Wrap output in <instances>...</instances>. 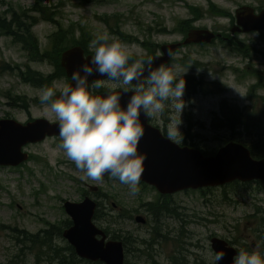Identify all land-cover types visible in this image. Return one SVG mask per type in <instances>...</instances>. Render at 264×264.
Masks as SVG:
<instances>
[{
  "label": "rangeland",
  "instance_id": "1",
  "mask_svg": "<svg viewBox=\"0 0 264 264\" xmlns=\"http://www.w3.org/2000/svg\"><path fill=\"white\" fill-rule=\"evenodd\" d=\"M40 1L42 5L59 12L57 20L66 28L71 25L83 26L95 37L104 32L114 35L113 30L135 37L131 42H124L135 45V54L138 56H143L148 51L142 41L147 40L148 45L154 48V42L164 43L182 38L179 24L190 16L188 4L201 7L203 12L208 5L205 0ZM212 1L218 8L232 12L245 0ZM35 2L36 0H0V14H6L10 8L21 12L31 8ZM105 15L109 16L110 25L99 18ZM117 22L120 27H115ZM198 23L229 32L232 21L228 17L209 12ZM56 29L59 27L55 24L39 20L34 33L44 45L46 40L41 36L53 33ZM114 36L123 41L121 36ZM236 40L252 48L249 50V58L222 47L220 40H216L214 44L182 49L186 59L184 64L177 62L187 72L185 75H194L197 79L204 80V87L208 91H203L201 87L193 91L185 88L186 107L182 113L180 132L183 134L192 121L190 130L197 133L196 145L208 151L222 145L224 135V130H214L213 112L219 111L223 103L245 106L248 103L249 87L258 81V77L262 80L257 93L264 96V32L236 35ZM0 66L14 67L0 70V117L10 113L23 121L26 118L23 108L10 107L7 95L14 96L10 101L13 106V102L20 101L17 95L25 97L23 103L25 101L30 105L32 97L38 92L29 83L20 80L22 69L30 66L47 73L50 68L44 62L29 60L21 45L14 43L1 29ZM234 67L238 69L237 72L233 70ZM209 72L215 78H211ZM240 74H243L242 80ZM63 83L58 81L56 85ZM254 106L262 109L264 100L257 98ZM42 107L37 108L34 105L31 109L33 115H45ZM46 117L57 121L54 117ZM164 118H168L167 111L158 120L162 122ZM248 119L250 124L257 122L256 125L264 127V112L258 120L253 115ZM251 137L252 133H243V139L248 143L251 142ZM60 143V139L51 137L28 146L27 150L34 153L35 158L40 160L38 162L28 160L19 168L0 167V264H60L61 257L59 259L56 255L57 247L65 248L69 245L62 235L53 234L51 244L54 247L48 246L43 249L44 252H40L42 248L39 245L22 241L20 231L37 234L54 225H62L61 222L65 219L70 220L64 210V202H77L84 197L82 189L85 186L76 180L91 185L100 184L102 194L90 189L87 191L89 190L88 194L97 202L102 203L99 210L104 217H94V221L103 229L110 226L111 231L107 238L112 239L114 232L119 237L113 239L123 242V236L135 239L131 250L127 251L125 247V264H216V253L210 245L213 236L230 239L248 252L263 253V238H258L254 232L259 220L256 207L264 209L263 182H241L204 188L205 191L191 189L171 194V205L176 208L173 215L179 219L170 215L162 216L158 225L154 223V217L152 218L145 206V203L158 196L153 188L138 186V191L133 193L119 179L107 178L100 182L82 179L84 173L75 165L74 169L69 167V159L63 149L59 148ZM139 214L147 222L138 223L135 217ZM144 241L153 243L147 248ZM144 250L151 252L154 257H149ZM61 256H65L64 260H67L66 253H61ZM80 264L104 263L90 261Z\"/></svg>",
  "mask_w": 264,
  "mask_h": 264
},
{
  "label": "clouds",
  "instance_id": "2",
  "mask_svg": "<svg viewBox=\"0 0 264 264\" xmlns=\"http://www.w3.org/2000/svg\"><path fill=\"white\" fill-rule=\"evenodd\" d=\"M89 48L94 54L72 73L73 85L41 89L42 111L59 122V148L84 173L82 179L100 182L107 173L135 193L145 160L138 153L145 131L141 112L158 119L167 111L168 138L179 142L187 72L178 64L152 67L151 59L145 62L134 57L135 45L107 32L97 34ZM94 74L105 79L90 81ZM209 76L215 78L210 72ZM117 89L133 93L126 106ZM215 259L222 260L223 253H217ZM234 264H264V255L241 248Z\"/></svg>",
  "mask_w": 264,
  "mask_h": 264
},
{
  "label": "water",
  "instance_id": "3",
  "mask_svg": "<svg viewBox=\"0 0 264 264\" xmlns=\"http://www.w3.org/2000/svg\"><path fill=\"white\" fill-rule=\"evenodd\" d=\"M240 9L237 24L231 30L233 33L264 29V11L250 16L246 8ZM218 35L220 34L209 29H191L183 41L161 45L163 54L150 56L146 62L151 59L152 67L166 65L171 59L170 53H174L180 46L210 43ZM91 57L92 55L85 57L83 48L76 45L62 53L61 65L67 75L72 77V73ZM145 67H148L147 63ZM101 78L104 77L94 74L89 80ZM73 84L71 80L69 85ZM118 92L121 93L122 106H126L133 93ZM140 120L145 130L138 147V153L145 157L140 181L155 186L160 193L172 194L187 189L216 187L234 181L264 182V157H253L249 147L243 143L229 141L214 154H205L196 147L180 145L164 137L159 129L147 123L143 111ZM47 136H59L58 121L52 122L41 117L24 124L16 119H0V166H18L25 162L29 158V152L23 147L28 143L41 142ZM96 208L97 202L90 196L80 202L66 200L64 209L72 224L63 231V237L81 258L101 261L104 264H125L123 241L107 238L106 232L94 221ZM135 220L142 224L146 222V218L140 214ZM210 241L216 254L223 253V259L216 264H234V258L238 254L235 246L229 245L227 240L218 236L212 237Z\"/></svg>",
  "mask_w": 264,
  "mask_h": 264
},
{
  "label": "trees",
  "instance_id": "4",
  "mask_svg": "<svg viewBox=\"0 0 264 264\" xmlns=\"http://www.w3.org/2000/svg\"><path fill=\"white\" fill-rule=\"evenodd\" d=\"M91 0H84V2H89ZM189 8H193V5H190ZM32 12V13H29ZM212 12H215V9H212ZM9 13V15H7ZM6 14L1 15L0 14V29L5 32V34H11L14 35V37L17 40H20V37L23 35L22 31H13L11 30L12 27H19V26H26L30 29V27L37 24L39 20H45L49 21L53 24H55L59 29L52 34L53 41L55 43L54 50L58 53V61L60 60V56L64 50H66L68 47L80 45L82 47L89 46L90 42L95 38L94 35H92L91 31L88 30L86 27L83 26H69L68 28L64 27L63 24L57 20V14L58 11H54L51 8L47 7L46 5H42V1L36 0V2L33 4V6L29 9H24L21 12L16 11L14 8H10L7 11ZM38 14V16L34 15ZM101 21L105 22L107 25H110L108 19L109 16L105 15L104 17H99ZM115 27H120L119 22H117ZM181 32L184 33V35L187 34V29H184L180 27ZM114 35L121 36V38L126 42H131L133 39H136L135 37H132L131 35L124 34L123 32L119 30H113L112 31ZM142 44L149 48V45L147 43V40L142 41ZM30 46L28 44L24 45V49L30 50ZM237 52L240 53H247L248 49H246L243 46L235 48ZM13 69L14 67L11 66H0V70L4 71V69ZM60 68V74H65V69L62 67L61 63H59ZM186 80V88L188 91L196 90L198 87H201L202 90L208 92L206 88L204 87V81H195L191 76H187L185 78ZM255 85L253 86V88ZM237 118L236 121H234L231 109L227 103H223L221 107L219 108V111H216L214 113L213 118V126L214 130L216 131H222L224 130V135L222 138V144L229 142V141H239L244 143L245 145L249 146L251 153L254 157L262 158L264 157V127L257 124V122H254L250 124L248 117H251L250 114H245L243 112H240L236 110ZM244 124L245 127L241 128L240 124ZM192 121H190L189 128L183 133L184 138L182 141L183 145H191V146H197L195 143V137L197 136V133L192 132L190 130ZM243 133H252L251 142L248 143L247 140L243 139ZM205 154H214L217 150V147L212 149V151H208L207 149L200 148ZM234 183H241L240 181H235L226 185H232ZM257 183H261V181H257ZM225 186V185H224ZM211 187H208L210 189ZM204 191V190H202ZM171 199H157L156 202L153 203H145V206H147V210L153 215L154 223L159 225L160 219L162 216H168L173 215L176 211V208L171 205ZM100 203L96 209L95 212V219L97 218H103L104 214L99 210ZM256 213L258 214V227L254 232L257 233L258 238H263L262 243L264 244V209H261V207H256ZM131 217V216H129ZM62 225L60 226H52L50 229H43L39 231L37 234L27 233L20 231L22 234L21 239L22 241H30L33 245H39L42 249L40 252H44V248L46 247H54L51 244L52 236L53 234H59L62 235V232L64 228L68 227L70 224H72V221L69 219H65L62 222ZM157 226H156V232H157ZM106 233L110 234V226H106L105 228ZM16 230V229H15ZM116 233L113 232V238H117ZM124 243L126 250L132 249V244L135 243V239L132 237L123 236ZM155 237L153 238V240ZM153 243V241H144V244L147 248ZM30 248H33L31 246ZM148 250V249H147ZM147 250H144V253H151ZM262 255H264V246L262 245ZM61 253L67 254V260H64L66 257L61 256ZM56 255L60 260V264H80L81 262H90L85 259H81L77 256L75 249L68 245L67 247H57V253ZM149 257L153 258L154 256L151 254H148ZM154 263L156 261L154 260ZM129 264V263H126Z\"/></svg>",
  "mask_w": 264,
  "mask_h": 264
},
{
  "label": "flooded vegetation",
  "instance_id": "5",
  "mask_svg": "<svg viewBox=\"0 0 264 264\" xmlns=\"http://www.w3.org/2000/svg\"><path fill=\"white\" fill-rule=\"evenodd\" d=\"M205 1L208 4L207 10L205 12H203L202 8L199 6H196L193 4H188V12L190 13V16L183 19L180 22L179 26L184 28V29H187V31H188L187 34L190 32L191 29H210L215 33H221V36H217L215 39H213L211 44H214V42L216 40H220V43H221L220 45L224 48H227V49L237 48L240 46H243L248 50L252 49V48H250V46L245 45L244 42L236 40V35L250 34V33H261V32H264V29H262V30H251L248 33H243V32L233 33L231 30L237 24V15H238V12L241 10L240 9L241 7L246 8L247 12L250 14V16H252L253 14H259L261 11H264V0H245L244 2L238 4L232 12L224 11L225 9H221L219 7V10L222 11V13L219 15H221L223 17H228L230 19V21H232L231 26L229 28V32H226L224 30H215L212 28L211 25H204V24L198 23V21L201 18H203L204 14L209 13L212 8L218 9L217 4L215 2H213L212 0H205ZM231 1L234 2V0H231ZM190 5H193V8H189ZM201 12H203V13H201ZM34 28H35V25L30 27V29L26 26L12 27L11 30H13V31H22L23 35L20 37V40H17L14 37V35L8 34L14 43L21 45L22 49L26 52L29 60L44 62L50 68V70L47 73H43V72H40L38 70L32 69L30 66H27L26 69H22V72L19 75L20 80L29 83V85L32 87V89L38 92V94L35 95V97H32L30 105L27 104L25 101L23 103V99L25 97H23L21 95H17L18 98L20 99V101L13 102L15 104L13 106L12 103H10V101H11V98H14V96L7 95V98L9 99V102H7V103L10 107H13V108L17 107L20 109L23 108L24 113L26 114V118L21 122L24 124L27 122L33 121L37 118L46 117L45 115L35 116V115H33L32 111H31V109L34 105H36L37 108H39V106H42L40 103V100H39L41 89H43L45 86H49V87L56 86V83L58 81H62V82H64L63 84H68V85L71 83V77H69L66 74V72L62 76L59 75L60 74L59 63H61V56H60V60L58 61V53L54 50L55 43H54L53 38H52V33H48L46 36L40 35L42 38H44L46 40V43L43 45L40 42V38L34 33ZM187 34L183 35L181 40L186 38ZM25 44H28L31 47L30 50L24 49ZM152 44L154 46L153 52L148 50V51H146V53L143 56H138V55L134 54V57L135 58H142L146 62V58L148 56L153 57V56H157V55H162L163 52L161 51L160 47L163 43H155L154 42ZM209 44L210 43H190V44H187V45H184V46L178 48L172 54L171 60L168 64H166V66L172 65V64H177V62L184 64V60L186 59V55L183 54L182 49L189 47V46H206ZM82 48L84 50V56L94 54V51L91 50L89 48V46L82 47ZM43 50H45V51H43ZM240 55H242L244 58H249V56H250L249 53H241ZM233 70L235 72H237L238 69L236 67H234ZM187 76L188 75H185V77H183V78L185 79ZM193 77H194L193 78L194 80H198V81L202 80V79H197V77L194 75H193ZM239 77H240V80H242L243 74H240ZM102 79H105V78H102ZM261 80H262V78L258 77V81L254 82L250 85L249 96L247 98L248 103L245 106H240L236 103H232V104L228 103V105L231 109V113H232L234 121H236V118H237L236 110L243 112L245 114H250V116L253 115L254 118L257 120L259 119L261 114L264 112V107L262 109H258L256 106H254V104H256L257 98H259V99L262 98L264 100V96H260L257 93V91L260 88ZM133 84H135V81L133 82ZM253 85H255V87L251 91V88ZM117 91H124V90L123 89H117ZM129 91H131V90H129ZM103 92H104V90L101 89L100 94H102ZM24 96H27V95L25 94ZM252 110H254V111H252ZM252 112H254V113H252ZM2 118L18 120V118L15 115H12L10 113L0 117V119H2ZM18 121H20V120H18ZM147 121L150 125L160 129L163 136L168 137V133H167V125L169 122L168 118H164L162 122H160L158 119H149V118H147ZM238 123L240 124L241 128L245 127L244 124H241L240 122H238ZM51 137H54L56 139H60L59 136H51ZM51 137H47L46 139L48 140ZM180 140H182V139H180ZM182 141H179V143H181ZM33 144H35V143H28L23 147V149L25 151H28L27 147L30 145H33ZM33 154L34 153L29 152V159L28 160H33V161H37V162L40 161L39 159H36ZM28 160H26L25 162L21 163L20 165H18L16 167H12V166H0V167L19 168L23 164H26V162ZM67 163H68L70 168L74 169L75 163H73V162L71 163L70 160L67 161ZM107 178L118 179V178L112 177L110 174H107V175H104L103 180L107 179ZM76 181H78V183L83 184L85 186V188L82 189V191H83L82 194L84 195V197L89 195L88 194L89 190L87 191V189H90L92 192H99L102 194L100 184L91 185L87 182L83 183V181L81 182L80 180H76ZM138 186H141V187L149 186V187L153 188L155 193L158 195L153 201H149L148 203L156 202L157 199H171V194H161L154 186L147 184L143 181H140ZM94 187H97V188H94ZM97 203H101V202H97ZM147 211L149 212V210H147ZM179 214L182 217V214L181 213H179ZM170 216L177 218L176 215H170ZM152 218H153V215H152ZM177 219H179V218H177ZM228 242H229V244L234 245L238 251L241 249V247H239V245L235 244L232 240L228 239Z\"/></svg>",
  "mask_w": 264,
  "mask_h": 264
}]
</instances>
